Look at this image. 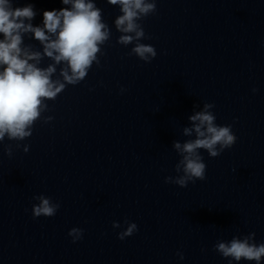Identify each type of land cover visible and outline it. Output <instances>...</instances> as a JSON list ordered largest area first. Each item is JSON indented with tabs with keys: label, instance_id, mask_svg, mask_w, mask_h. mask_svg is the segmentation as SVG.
<instances>
[{
	"label": "water",
	"instance_id": "95a60500",
	"mask_svg": "<svg viewBox=\"0 0 264 264\" xmlns=\"http://www.w3.org/2000/svg\"><path fill=\"white\" fill-rule=\"evenodd\" d=\"M12 2L32 5L33 27L43 28L45 11L71 10L61 0ZM92 2L111 30L100 66L46 101L31 137L0 141V264H230L218 242L255 233L264 243V0H156L138 21L150 37L138 42L157 52L151 63L130 55L137 41L117 43L120 6ZM22 39L43 55L31 33ZM205 103L236 143L216 158L199 150L204 181L165 183L183 175L173 144L196 138L183 130ZM41 195L60 204L54 217L33 218ZM125 220L138 230L121 241ZM73 228L83 230L75 243Z\"/></svg>",
	"mask_w": 264,
	"mask_h": 264
},
{
	"label": "clouds",
	"instance_id": "9594fccd",
	"mask_svg": "<svg viewBox=\"0 0 264 264\" xmlns=\"http://www.w3.org/2000/svg\"><path fill=\"white\" fill-rule=\"evenodd\" d=\"M61 3L71 5V10L65 7L59 11H45L41 28L33 27L30 23L36 15L31 4L14 8L12 0H0V36L3 37L0 39V141L5 136L9 141H23L31 137L42 111L49 110L46 101H54L67 86L80 84L94 63L100 66L98 54H103L101 46L111 38V30L102 22V10L92 0H61ZM107 3L119 5L122 12L115 20L116 30L123 33L117 43L128 46L137 41L130 55L134 54L141 61L151 63L157 52L153 46L138 42L150 39L138 21L156 13V0H107ZM27 33H31L43 45V55L32 51L30 47H21L22 37ZM43 57L55 63L41 68L38 65ZM61 63L66 65L60 71L62 81L53 80L56 66ZM214 107L213 104L205 103L203 111L189 118L193 127L185 128L184 135L191 136L194 131L196 138L183 145L179 142L173 144L182 157L176 165V171H183V175L175 180L171 176L166 177L165 183L186 188L189 182L204 181L207 166L199 150H206L209 157L216 158L236 143L237 137L232 127L216 123V116L213 111H209ZM51 119L48 117L45 122ZM5 151L11 158V145ZM34 199L39 200V204L32 208L34 219L54 217L60 208V204L53 203L50 197L41 195ZM124 223L127 228L119 233L121 241L138 230L135 223L127 220ZM117 227H120L119 223H113V228ZM68 235L75 243L82 239L83 230L73 228ZM214 250L229 259L230 264L232 260L237 264L241 260L261 264V258L264 257V243H255V233L218 242ZM177 255L180 259L184 258L182 253Z\"/></svg>",
	"mask_w": 264,
	"mask_h": 264
}]
</instances>
